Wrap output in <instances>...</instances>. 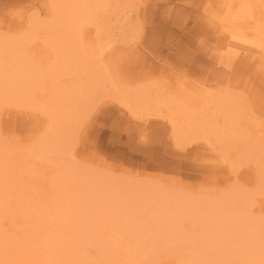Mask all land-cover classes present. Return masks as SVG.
Returning <instances> with one entry per match:
<instances>
[{
  "label": "bare ground",
  "instance_id": "bare-ground-1",
  "mask_svg": "<svg viewBox=\"0 0 264 264\" xmlns=\"http://www.w3.org/2000/svg\"><path fill=\"white\" fill-rule=\"evenodd\" d=\"M141 1L48 0L44 14L35 22L28 19L16 25L12 34L0 31V109L29 110L42 121L36 150L29 154L55 152L74 138L93 111L112 103L129 122H148L146 127L151 132L165 135L178 149L193 152L197 146H205L235 173L251 162L257 176L264 177V140H259L264 137V115L248 99L251 81L240 85L239 69L230 70L238 57H252L264 68V0H211L220 4L215 16L223 14L219 22L229 23L235 46L227 45L218 52L216 70L204 73V68L203 74L200 72L205 82L180 76L171 85L166 80L159 84L145 81L152 74L148 71L132 78L122 73V50L114 46L116 37H110L114 34L110 21L120 24V31H127L133 27ZM136 21L140 26V20ZM80 170L56 168L57 182L60 184L61 178L68 175L69 183H87L91 196L75 198L81 193L80 187L71 192L64 213L59 215L61 225L41 236L46 249L40 261L27 259L22 263L15 255L9 264H114L112 253L118 255V264H223L222 257L264 264V242H258V226L232 209L238 194H222L205 202L204 212L199 213L197 209L203 205L198 206L196 198L186 201L176 191V195L168 194L154 183H147L149 189L143 187L151 191L145 200V192H140L143 185L130 184L126 186L130 192L123 195L106 181L107 177L90 174L86 181L80 178ZM263 186L264 180L260 189ZM138 189L139 195L135 191ZM161 189L164 204L154 195ZM134 191L136 199L154 202V208L160 203L164 219L154 222L145 216L135 218L131 224L114 223L105 208L127 202L137 205ZM146 207L149 209L146 205L142 208ZM186 208L201 215V221L194 222L192 229L183 225ZM16 209L23 216L32 211L30 205L23 206L14 198L0 175V257L4 260H8L7 253L11 255L7 224ZM150 210L153 214L154 209ZM68 211L71 219L65 216ZM188 237L191 243L185 247ZM90 247L97 248V253H91Z\"/></svg>",
  "mask_w": 264,
  "mask_h": 264
},
{
  "label": "rangeland",
  "instance_id": "rangeland-1",
  "mask_svg": "<svg viewBox=\"0 0 264 264\" xmlns=\"http://www.w3.org/2000/svg\"><path fill=\"white\" fill-rule=\"evenodd\" d=\"M47 1L0 0V31L12 34L16 25L24 24L28 19L35 22L38 16L44 14ZM219 5L217 1L211 0H142L138 14L133 17V27L127 31H120V24L116 25L111 19V31L114 34L110 37H116L114 46L118 45V49L122 50L123 56L119 61L124 76L137 77L148 71L152 74L145 81H155L158 84L164 80L170 85L175 84L176 77L180 76L183 80L205 82L202 75L204 68L207 69L204 73L216 70L218 52L224 47L226 49L227 45L235 46L230 38L229 23L219 22L222 13L215 16ZM136 20H140V26L135 23ZM103 37L106 35L103 34ZM262 66L252 57H238L230 70L239 69L240 85L251 81L252 88L248 99L254 107L260 108L258 111L264 115ZM234 84L239 85L238 82ZM37 119L39 120L36 121ZM128 122L123 113L116 110L115 104L105 103L89 115L74 138L58 147L55 152L29 154L30 150H36L34 146L38 140L37 136L43 130L42 121L29 110L0 109V175L4 184L11 187L14 198L23 206L32 207L31 213L26 216L16 209L11 223H4L9 229L7 245L11 255L7 253L8 260L0 257V264H9L15 255V258L19 255L18 259L20 258L22 263L27 262V259L40 261L42 252L46 249L41 236L61 225L59 215L64 213L66 199L71 192L80 187L81 193L75 198L83 200L91 196L87 192V183H69L68 175L63 176L58 184L55 171L61 166L63 169L80 167L84 171L80 170L78 174L86 181L90 174L95 178L105 176L106 181H111L123 195L130 192H127L126 186L143 185L140 192L142 195L145 192L144 200L149 195L147 193L151 194V191L147 190V183L149 186L154 183L163 188V192L171 195L178 193L181 198H187L186 201L196 198L195 203L198 206L203 205L197 209L199 213L204 212L205 202L212 201L222 194H229L230 197L238 194L239 199L232 207L233 211L242 215L243 220L255 223L259 229L258 242H264V186L261 189L259 187L264 177L260 179L257 176L251 162L235 173L205 146H197L193 152L178 149L165 135L159 136L151 132L146 127L148 122L142 125ZM37 123L41 129L37 127ZM259 140L263 141L264 137ZM128 181L130 183H127ZM135 191L139 195V189ZM135 191L133 199L135 198L137 205L131 206L128 202L120 207L111 205L105 208L110 214L108 217H112L113 222L118 225L131 224L135 218L145 216L149 221L163 220L165 212L163 207L160 208V203L158 205L157 202L158 206L155 205L154 208L151 206H154V202L150 204L141 199L143 204L149 206V209H143L145 205L141 203V197L136 199ZM160 191L162 189L154 195L164 204L165 196L160 198V194H163ZM150 208L154 209L153 214H150ZM185 214L188 220L185 219L184 228L190 226L192 229L194 222L201 221V215L196 216L191 209L186 208ZM150 215L152 218L154 215L155 220ZM65 216L67 219L73 217L69 211ZM164 223L165 221L162 225ZM152 226L155 228L154 224ZM161 232L166 231L164 229ZM189 239L188 237L185 241V247H189ZM175 248L176 245L172 246L173 250ZM96 249L90 247V252L96 254ZM112 254L115 256L112 261L118 264V255ZM148 260L152 261L151 258ZM222 263L258 264L240 262V259L224 260L223 257Z\"/></svg>",
  "mask_w": 264,
  "mask_h": 264
}]
</instances>
